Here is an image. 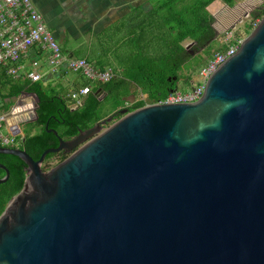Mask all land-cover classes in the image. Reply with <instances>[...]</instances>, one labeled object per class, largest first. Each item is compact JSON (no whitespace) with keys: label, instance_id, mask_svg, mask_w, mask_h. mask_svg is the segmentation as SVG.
I'll list each match as a JSON object with an SVG mask.
<instances>
[{"label":"water","instance_id":"1","mask_svg":"<svg viewBox=\"0 0 264 264\" xmlns=\"http://www.w3.org/2000/svg\"><path fill=\"white\" fill-rule=\"evenodd\" d=\"M118 114L69 140L49 130L59 146L39 160L0 146L26 166L0 264H264V17L200 100ZM9 115L13 130L37 120Z\"/></svg>","mask_w":264,"mask_h":264},{"label":"trees","instance_id":"2","mask_svg":"<svg viewBox=\"0 0 264 264\" xmlns=\"http://www.w3.org/2000/svg\"><path fill=\"white\" fill-rule=\"evenodd\" d=\"M215 1L157 0L155 3L151 2L149 7H133L129 14L108 28L111 31V39L123 30H127L128 34L122 41H118L117 47L105 57L96 52L86 55L77 51L68 53L62 46L67 39L65 37L60 42L63 55L85 59L99 71L112 67L116 72L115 77L108 83L93 82L81 73H76L79 77L74 85L75 92L84 87L91 88L90 93L82 98V104L77 107H73L77 102L72 98L73 93H64L55 86L46 84L49 76L46 81L35 83L23 79L15 80L8 75V68L0 66V102L23 96L36 104L35 113L38 119L34 124L40 126L41 131L35 135H26L24 140H21L22 148L33 159L39 160L46 150L59 144L58 137L49 132L51 129L56 130L59 137L70 139L77 136L81 130H87L110 115L118 114L120 110L126 108L132 112L147 104L165 100L177 88L185 65L193 59L189 49L194 46L208 47L216 41L217 34L213 27L215 18L208 11V7ZM222 1L230 7L235 5V0ZM222 15H225L224 12ZM250 17L254 23L264 17V7L254 10ZM186 42L187 46L184 45ZM227 48L228 46L224 45L219 51ZM41 52L34 50L30 57L40 60L43 56ZM213 56L214 53H209L205 65ZM69 71L64 67L59 73L51 76L62 77ZM139 90L146 94L147 98L126 106L127 98L135 96ZM10 103L0 106V113L7 111V105ZM110 104L111 110L107 111L106 106ZM116 117V120L120 119L119 115ZM57 157L60 162L68 158L63 154H49L45 161L47 169L58 165H50V161ZM0 162L10 167L11 173L10 179L0 184L1 215L9 201L22 190L26 172L24 162L18 157L0 154ZM10 162L16 164L14 168H11ZM44 169L46 170V167ZM0 175H4L1 170Z\"/></svg>","mask_w":264,"mask_h":264},{"label":"built area","instance_id":"3","mask_svg":"<svg viewBox=\"0 0 264 264\" xmlns=\"http://www.w3.org/2000/svg\"><path fill=\"white\" fill-rule=\"evenodd\" d=\"M227 40H229L226 42L228 48L215 52L213 58L200 70V80L192 84L191 90L182 92L177 89L165 100L155 104H182L200 100L210 76L237 53L243 42L239 39L231 41V34H228ZM34 50L42 51L43 56L48 55L51 66L48 73L40 71V63L36 58L31 57L29 67L26 65ZM0 66L8 68L7 73L13 79H23L32 83L46 81L47 76L59 73L64 67L73 73H81L93 82L108 83L115 76L112 69L99 71L85 59L68 58L63 55L59 42L47 27L42 14L36 9L32 0H0ZM90 91V87H84L78 92H73L72 98L77 101L76 107L82 104V98ZM22 97L20 96V99ZM7 103L9 99L0 102V106ZM8 117V113H0V143L1 147L15 148L21 143L17 136L5 135L2 132L5 127L12 129L7 125Z\"/></svg>","mask_w":264,"mask_h":264},{"label":"rangeland","instance_id":"4","mask_svg":"<svg viewBox=\"0 0 264 264\" xmlns=\"http://www.w3.org/2000/svg\"><path fill=\"white\" fill-rule=\"evenodd\" d=\"M125 1V0H122ZM239 1L242 0H236V6L234 12L238 13L237 22H232L231 20V14L229 12H225V10H222V7L224 3L221 0H218L214 2L210 6V10L213 12L215 18V27H216V41L211 43L207 48H203L200 46H194L190 50L192 51L190 54L193 56V59L191 62H188L185 65V69L181 73V78L177 83V89L182 92H187L192 89V85L196 84L200 80V69L202 66H204L207 63L209 53H214L216 51H219L224 45H226L227 36H224V33L232 27L233 24H236V27L233 28V31L231 34V41L234 39L244 40L247 38L251 32L254 30V28L257 26L256 24L260 22L261 19L258 21L256 20L255 23L253 22L252 18L249 17H242L239 20ZM72 0H58L57 5L65 6V4H70ZM129 2V1H125ZM151 2L155 3L157 0H130L131 6H137L139 4H144L145 6H151ZM238 3V4H237ZM122 2H119L117 5L112 3L111 0H103V2L98 3L96 1V8L94 6V9L90 12L87 11L86 7L82 9V15L85 14L82 18H84L82 21L80 18H78V14H73L72 16L68 17L63 15L67 19H58L56 20V24L60 27L62 26V31L67 30V39L64 44H62L63 48L68 52H82L85 55L89 54L90 52H96L98 55H104V57L108 56L112 53L113 48L117 47V42L122 41L123 37L128 34L127 30H123L118 35H115L113 39H111V31L108 30L110 27L109 25L113 24L115 21L117 22L122 16L124 15L125 11L123 10ZM73 5L68 6L70 11H73L72 8ZM86 9V10H85ZM63 10V9H62ZM59 11V10H58ZM57 11V12H58ZM224 12V16L222 15ZM62 12H59L60 15ZM252 14V13H251ZM88 19V21H84ZM236 21V20H235ZM67 22V23H66ZM214 25V24H213ZM107 28V29H106ZM253 28V29H252ZM252 29V30H251ZM94 32H91V31ZM251 30V31H250ZM248 31L250 33L248 34ZM109 37V38H108ZM65 38V37H64ZM63 38V39H64ZM106 40V42H105ZM229 43V42H228ZM59 45H61L59 43ZM185 46H187V42L184 43ZM204 49L202 51H199L201 49ZM40 71L42 73H48V71L51 70V66L48 61V55L43 56L40 60ZM30 62H27L26 65L29 67ZM109 69H112L113 73L116 75L115 69L110 67ZM79 75L76 73H73L69 71L67 74H65L62 77H54L49 76V80L46 81V84H51L55 86L58 90L64 93H70L72 94L75 92L74 85L78 80ZM115 77V76H114ZM172 93V92H171ZM170 95V94H169ZM104 96V95H103ZM147 95L141 92L140 90L137 92L135 96H131L127 98V105L129 106L133 103H135L138 100L146 99ZM19 97H15L12 99H9L10 104L7 105V111L5 113H8L12 110H15L19 107ZM15 101V102H14ZM75 107V106H73ZM111 104L106 106V110H111ZM111 116V115H110ZM109 116V117H110ZM108 118V117H107ZM116 121L113 120V122ZM112 123H108L105 125V127H109ZM40 127L36 124H25L16 129H10L8 127H5L2 129V132L7 135L11 134L14 136H17V138L21 141L23 136L26 135H35L40 132ZM17 147H20V143L17 145ZM60 159L54 158L52 161H50V165H56L60 164ZM45 171H49L50 169H47V166Z\"/></svg>","mask_w":264,"mask_h":264},{"label":"flooded vegetation","instance_id":"5","mask_svg":"<svg viewBox=\"0 0 264 264\" xmlns=\"http://www.w3.org/2000/svg\"><path fill=\"white\" fill-rule=\"evenodd\" d=\"M96 1L97 0H72V5H73L72 8H73V11H70V9L68 8V5L69 4L68 5L65 4V6H63V8H62L63 10L59 11V12H62L60 15L58 14L59 12L48 11L46 9L47 7H46V4H44V2L42 4L41 3L36 4L34 2L33 3L35 5L36 9L42 14V16H43V18H44V20L46 22L47 27L50 28V30L52 31V34L54 35L55 39L57 41L62 42V40L65 39L64 37H66V35H67V30L62 31V29H63L62 26L59 27L56 24V20H58V19H60V20L61 19H64V20L67 19L63 15L68 16V17L72 16L74 13L75 14H78V15H82V9L84 7H86V9L89 7V10H87V11L90 12V11H92L94 9L95 2ZM84 15L85 14H83L82 16H84ZM84 21L86 22V21H88V19H86ZM202 50H204V49L202 48L199 51H202ZM189 52L191 53L192 51L189 49ZM16 101H19V104H20L19 107L16 108L15 110H12V111L8 112V114H10L11 112H13L16 115L22 116L24 114H27V113L33 111V110L35 111V109H36V104H35V102L33 100H28V99H25L24 97H22L20 100H16ZM116 115H119L120 118L122 117L120 114H115V115H113V118H114L113 120L117 119ZM36 117L38 119V115L37 114H36ZM34 123H35V121L28 122V123H25V124H34ZM25 124H23V125H25ZM21 126H22V124L19 125L18 128H20ZM46 127H48V124H47ZM40 129H41V127H40ZM24 138H25V136H23L22 140H24ZM63 139L69 140V138H63ZM58 146H59V144L57 146H55L54 148H57ZM15 148L23 149L22 148V143H20V147H17L16 146ZM51 154H58V155L63 154V155H67L69 157V155L68 154H65L64 151H61L59 153H51ZM1 155H3V154H1ZM3 156H11V155H3ZM47 157H46V159H47ZM46 159H45V161H46ZM45 161H44V164H43V169H44V166H45ZM0 164L4 165L7 168V170L10 172V167H8V165H6V164H4L2 162H0ZM10 164H11L10 165L11 168H14L15 165H16V164H14V162H10ZM0 170L4 172V175H0V179H1V178H4L6 176V171L3 170V169H0ZM10 176H11V173H10Z\"/></svg>","mask_w":264,"mask_h":264},{"label":"crops","instance_id":"6","mask_svg":"<svg viewBox=\"0 0 264 264\" xmlns=\"http://www.w3.org/2000/svg\"><path fill=\"white\" fill-rule=\"evenodd\" d=\"M34 3H36V4H38V3H43L44 2V4H46V9L48 10V11H54V12H57L58 10L59 11H61L62 10V8H63V4L62 5H57V2H58V0H32ZM98 1V3L100 4V2H103V0H97ZM107 1H110V0H107ZM126 1V0H125ZM125 1H122V0H111V2L112 3H114V4H118L119 2H122V8H123V10L125 11V13H124V15L122 16V17H124V16H126L127 14H129L130 12H131V9L133 8V7H136V6H134V5H132L131 6V4H130V0H127V1H129V2H125ZM216 1H218V0H216ZM215 1V2H216ZM222 1V0H221ZM223 2V1H222ZM224 3V2H223ZM213 4V3H212ZM211 4V5H212ZM238 4V3H237ZM70 6L72 5V2L69 4ZM68 5V6H69ZM140 5H144V4H139V5H137V6H140ZM210 5V6H211ZM223 5H225V6H223L222 7V10H225V12H229L230 14H231V20H232V22H237V15H238V13L237 12H234V10H232L231 8H230V6L229 5H227V4H223ZM235 5H236V0H235ZM210 6L208 7V11L212 14L213 12L210 10ZM236 7V6H235ZM262 7H264V0H242V1H239V20H240V18H242V17H244L247 13H250V15H251V13L254 11V10H256V9H258V8H262ZM95 8H96V2H95ZM236 9V8H235ZM87 10H89V7L87 8ZM58 11V12H59ZM79 17L78 18H80L81 19V21L84 19V18H82L83 16L82 15H78ZM213 16H214V14H213ZM236 20V21H235ZM83 22V21H82ZM116 22V21H115ZM114 22V23H115ZM112 25V24H111ZM110 26V25H109ZM214 27V29L216 30V27L215 26H213ZM51 31V30H50ZM52 32V31H51ZM67 37V36H66ZM59 43H60V41H58ZM29 62H31V57H29ZM193 83H191V85H192ZM76 107V106H75Z\"/></svg>","mask_w":264,"mask_h":264}]
</instances>
